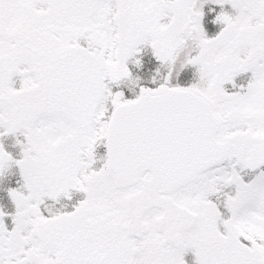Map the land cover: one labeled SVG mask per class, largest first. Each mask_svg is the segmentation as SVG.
I'll use <instances>...</instances> for the list:
<instances>
[{
    "label": "snow or ice",
    "instance_id": "snow-or-ice-1",
    "mask_svg": "<svg viewBox=\"0 0 264 264\" xmlns=\"http://www.w3.org/2000/svg\"><path fill=\"white\" fill-rule=\"evenodd\" d=\"M0 264H264V0H0Z\"/></svg>",
    "mask_w": 264,
    "mask_h": 264
}]
</instances>
